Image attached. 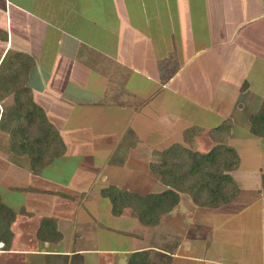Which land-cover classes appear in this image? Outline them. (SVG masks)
I'll return each instance as SVG.
<instances>
[{"label":"crops","instance_id":"0c3cea01","mask_svg":"<svg viewBox=\"0 0 264 264\" xmlns=\"http://www.w3.org/2000/svg\"><path fill=\"white\" fill-rule=\"evenodd\" d=\"M10 51L34 58L31 88L46 73L51 80L45 88L60 101L71 99L68 111L49 117L66 144L59 158L71 153L62 134L71 111L78 121L92 115L100 128L72 138L85 143L77 151L83 157L77 167L61 168L60 176L52 177L45 173L51 164L40 174L20 165L19 176L28 174L35 182L24 175L2 188L0 196L16 218L9 249L0 242V264H72L78 253L83 264H126L133 250L170 246V240L172 264H264V138L252 132L250 120L264 101V0H0V63ZM203 54L221 63L226 74L190 65ZM171 57L177 70L163 79L160 62ZM38 72H44L42 78ZM223 79L236 98L227 118L218 110V121H231L221 140L210 132L221 122L205 126L201 114L192 118L185 109L195 104L206 114ZM77 126L89 128L84 122ZM192 126L202 131L186 140ZM217 143L239 155L229 173L240 191L228 203L200 206L182 192L159 224L146 227L137 210L113 214L101 194L108 185L142 193L155 192L148 187L159 184L163 191L167 185L148 167L156 150L181 144L207 153ZM76 215L78 223L85 219L96 226L78 232ZM46 217L56 219L61 240L38 237Z\"/></svg>","mask_w":264,"mask_h":264},{"label":"trees","instance_id":"16d2710c","mask_svg":"<svg viewBox=\"0 0 264 264\" xmlns=\"http://www.w3.org/2000/svg\"><path fill=\"white\" fill-rule=\"evenodd\" d=\"M175 61L171 57L160 62L163 79L176 72ZM34 67L35 60L31 55L12 51L0 63V134L7 137L11 151L26 159L25 166L30 172L40 174L65 153L66 144L28 85L29 74ZM250 120L252 132L264 138V101L261 109L252 114ZM224 121L210 130L214 137L219 135L221 140L231 128L230 119ZM201 131L199 126L188 128L186 140ZM156 156L160 160H153L150 168L160 175L167 189L160 193L141 194L115 185L105 186L101 194L110 200L113 214L121 215L124 208L129 207L140 213L141 225L154 227L165 213L173 210L180 202L181 192L189 194L197 205L210 207L228 203L239 194L240 189L229 173L239 164L238 152L233 147L217 143L211 151L201 153L175 144L158 151ZM15 218L16 212L0 196V242L4 243L3 249L8 250L10 247L14 233L11 225ZM37 234L42 240L54 242L63 237L56 219L48 217L42 219ZM129 234L136 236L135 232ZM169 242L170 246L163 244L157 248L133 250L126 264H172L173 256L168 250L172 251L173 246L171 240ZM71 257L74 260L72 264H83L81 254Z\"/></svg>","mask_w":264,"mask_h":264},{"label":"rangeland","instance_id":"374dc122","mask_svg":"<svg viewBox=\"0 0 264 264\" xmlns=\"http://www.w3.org/2000/svg\"><path fill=\"white\" fill-rule=\"evenodd\" d=\"M202 43H203V45H205L206 41H202ZM186 52H188V50H186ZM193 61L194 62H192L190 65L194 64V66L196 65V66H200V67L206 68L207 72H211V73H213V75L217 76V74H216L217 72L218 73L223 72V65L221 63H211V60L205 54L196 57ZM218 61L221 62V59H219ZM187 73H188V71L186 70L184 72V74L180 75V77L182 76V78H184V76ZM224 74H226V73H224ZM43 75H44V72H41V74L39 73L38 77L42 78ZM50 80H51V75H48V74L45 73V78H43V80L40 83L38 81L35 82L38 85L32 86V89H33L32 92H33V95L35 97V100L39 104H41L42 106L45 107V109L48 112L49 117L57 118L56 113L58 111H63L64 109H66L68 111V109L66 108V105L69 106V107L72 106L70 104V102H71L70 100L71 99L66 95L60 101L57 94H55L51 90L47 89V88L51 89V87L45 88V86H47V84L50 85L49 84ZM254 80H255V82L252 80L251 84L255 85V87L258 89L259 88L258 87V82L256 81V79H254ZM248 81L251 82L250 76L248 77ZM259 85H260V83H259ZM220 88H223V89H219L217 96L215 98L213 97V103H214L213 106L215 108H217L216 110H215V108L213 106H211V109L206 111V114H205L203 107H198L195 104L194 105H188L187 104L186 105V109H185V113L187 115H189L190 117H192V118H194L198 114H201L202 115L203 124L205 126H207L209 124L214 125L215 122L216 123L217 122H221L219 125H216L215 127L220 126L223 123V121L226 120V119H224L223 121H220V120L218 121V119H219L217 117L218 114L220 113V111H221V113H224L225 116L223 118H227V115H226L227 112L232 114L233 113L232 110L234 109V102L231 101V100H235V98H236L234 96L235 93H236V90L233 88V86L231 84H228V82H226V79H223L222 85L220 86ZM252 90H254V89H252ZM208 91L211 92V90H208ZM226 95H228V96L226 97ZM108 98H110V96ZM242 98H244L242 93L241 94L240 93L237 94V99L238 100H241ZM110 99H112V98H110ZM8 100H11V98H8ZM5 102L7 103V100ZM55 106H58V109L56 111H54V107ZM188 107H190V108H188ZM219 109H220V111H218ZM113 111L117 114V116L119 118V113L116 112L115 109H113ZM67 114H68V112H67ZM67 114H66V116H67ZM74 115H77V114H75V113H73L71 111V116L67 120V123L65 124V130H63V132H62L64 138L66 140H68L67 143H68V146H69V151L71 150V153L69 155H65L62 158L58 157L59 159L56 158L51 163L50 167H48L46 169V172H45L49 176L54 177V176H57V175L61 174L62 173L61 171L66 169V168L77 167L79 165V163L81 162V159L83 158L82 155L78 154L77 151L79 149H83L85 143H84V139L82 141L83 142L82 145L79 144V143H73L72 138L73 137H76V138L77 137H80V138L81 137H85V136H87L88 134L91 133L90 131H95V130H98L100 128V124L98 123L99 121H97L94 117H92V115L87 116L86 119H81L79 121H78L79 116H75L74 117ZM58 116H59V118H62L61 112H59ZM215 118H217V119H215ZM82 122H84L85 126L89 127L88 131L85 130L84 127L82 128L81 126H79V127L77 126V124L79 125ZM75 126H77V127L74 128ZM215 127H210V129L213 130ZM221 135H223V134H221ZM129 140L130 139H129L128 135H127L125 137V139H124V143L122 144V147L124 149H120V151H119L120 153H124L126 151L127 144H125V143L127 141H129ZM117 150L114 151L111 154L112 155V157H111L112 159H114V158H116V156H118L117 155L118 154ZM158 151H162V150H156L154 152L155 156H154V159H152L150 161L149 166H148L149 168H150L151 162L153 160H158V161L160 160V158L156 156ZM185 156H187V155H185ZM0 161H2V162H0V192L1 193H3V189L2 188L5 187L7 182H19L20 180H23L24 175H26V177L28 179L32 180V182H35L32 177L28 176V174H22L21 176H19V173H21V172H19L17 169H18V167H20V165L21 166L26 165V163H27L26 159L23 156L17 155L13 151L10 150V145H9V143L7 141V137L5 135H3L2 133L0 134ZM61 168H62V170H61ZM147 170H146V172L149 171V170L148 171ZM150 172L153 173L158 179L160 178V175L152 172L151 168H150ZM68 174L69 173L64 175L65 179L68 177ZM144 181H146V179H144ZM151 183H153V182H151ZM147 184H149V183H147ZM150 185L151 184H149V186ZM148 188L147 189L149 191L150 190H153V191L156 190V191L155 192L146 191V192H142V193L143 194H147V192L148 193H160V192H162V190L160 189L159 184H155V185L150 186ZM144 190H146V189H144ZM164 190H166V189H164ZM94 198L95 197L92 196L91 198H89V200L93 201ZM180 199H181V194H180ZM83 201H85V200L83 199ZM106 201H108V199H106ZM81 205L83 206L84 203L81 204ZM88 210H90L89 212L93 213V211H91V209L88 208ZM92 210H94V207L92 208ZM83 221H84L83 225L78 223L77 215L75 216L74 223H75V228H77L78 232H82V230L84 231L85 228L87 229V227L92 229L94 226H96L95 224L88 225V223H85L86 222L85 219ZM160 222H161V220H160ZM76 225L78 227H76ZM80 229H81V231H80Z\"/></svg>","mask_w":264,"mask_h":264}]
</instances>
